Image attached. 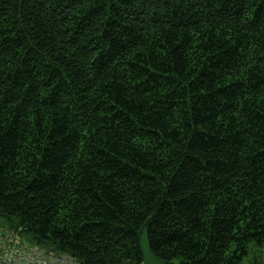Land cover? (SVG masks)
<instances>
[{
  "label": "trees",
  "instance_id": "trees-1",
  "mask_svg": "<svg viewBox=\"0 0 264 264\" xmlns=\"http://www.w3.org/2000/svg\"><path fill=\"white\" fill-rule=\"evenodd\" d=\"M264 264V0H0V227L78 264Z\"/></svg>",
  "mask_w": 264,
  "mask_h": 264
},
{
  "label": "built area",
  "instance_id": "built-area-1",
  "mask_svg": "<svg viewBox=\"0 0 264 264\" xmlns=\"http://www.w3.org/2000/svg\"><path fill=\"white\" fill-rule=\"evenodd\" d=\"M0 264H78V260L32 244L17 230L0 227Z\"/></svg>",
  "mask_w": 264,
  "mask_h": 264
},
{
  "label": "water",
  "instance_id": "water-1",
  "mask_svg": "<svg viewBox=\"0 0 264 264\" xmlns=\"http://www.w3.org/2000/svg\"><path fill=\"white\" fill-rule=\"evenodd\" d=\"M150 219H147L138 232L139 247L142 255L143 264H167L166 261L157 257L151 250L148 242V229Z\"/></svg>",
  "mask_w": 264,
  "mask_h": 264
},
{
  "label": "rangeland",
  "instance_id": "rangeland-1",
  "mask_svg": "<svg viewBox=\"0 0 264 264\" xmlns=\"http://www.w3.org/2000/svg\"><path fill=\"white\" fill-rule=\"evenodd\" d=\"M259 262L264 263V248L260 250V252L256 253Z\"/></svg>",
  "mask_w": 264,
  "mask_h": 264
}]
</instances>
